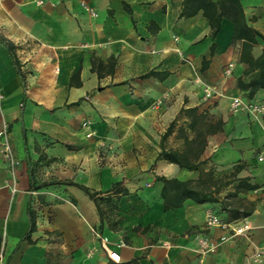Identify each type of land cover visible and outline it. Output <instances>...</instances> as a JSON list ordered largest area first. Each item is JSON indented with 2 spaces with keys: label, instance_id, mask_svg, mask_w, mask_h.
I'll list each match as a JSON object with an SVG mask.
<instances>
[{
  "label": "crops",
  "instance_id": "obj_1",
  "mask_svg": "<svg viewBox=\"0 0 264 264\" xmlns=\"http://www.w3.org/2000/svg\"><path fill=\"white\" fill-rule=\"evenodd\" d=\"M36 1L0 0L5 262L264 264V88L239 86L233 23L211 36L187 0ZM240 2L264 34V0Z\"/></svg>",
  "mask_w": 264,
  "mask_h": 264
},
{
  "label": "trees",
  "instance_id": "obj_2",
  "mask_svg": "<svg viewBox=\"0 0 264 264\" xmlns=\"http://www.w3.org/2000/svg\"><path fill=\"white\" fill-rule=\"evenodd\" d=\"M187 3L191 5L193 4V9L195 12L199 9H202L203 16L206 17L209 21L211 36H215L217 34L223 18H226L233 23V41L242 42L239 60L242 63L247 64L248 72L253 73V76L249 82L243 83L239 80L238 83L241 88L248 91L247 95L249 98L253 97L258 90L264 88V51L257 57H254L251 51L253 46L257 44L258 40H261L264 44V34L249 26L248 19L245 16L244 9L240 0H218L217 2H213L211 0H201L200 3L197 0H187ZM254 19L255 18H252L250 19V21H254ZM186 113L190 117H192L193 120L196 117L195 110L187 111ZM194 123L191 127H195ZM215 131H217V126H210V128L208 129L209 133H213ZM200 134L201 133L199 132V136ZM201 143L202 140L200 139L199 145H201ZM195 148L197 149H193V152L194 150L198 153L201 151L200 146H196ZM161 157L170 162L177 163L180 166L190 165L189 157H181L172 152H162ZM164 181L166 190V188H168V186L166 187V184H168L169 181ZM185 186L186 185L184 184V188L180 190L182 196H193L198 200V197L196 196H199V194H201L200 191L189 190ZM87 193L89 194V196L94 197L93 193H90L88 191Z\"/></svg>",
  "mask_w": 264,
  "mask_h": 264
},
{
  "label": "built area",
  "instance_id": "obj_3",
  "mask_svg": "<svg viewBox=\"0 0 264 264\" xmlns=\"http://www.w3.org/2000/svg\"><path fill=\"white\" fill-rule=\"evenodd\" d=\"M42 4V0H37L36 1V5L40 6ZM81 6L83 7V9L85 10V12L90 16V17H97V12L93 9V7H91L86 1L81 0L80 2ZM205 93L206 96L210 95V91L208 89H205ZM234 105H238L237 101L235 100V104ZM261 109H264V106L261 107ZM88 123L87 122H83V126H87ZM91 133H88L87 136H91ZM3 154L4 157L7 158L8 160L12 161V154H11V150L8 146V144H4L3 145ZM259 160H262V158H259ZM205 224L207 227H211V226H216L222 229H227L229 226L228 224L222 222V220H220V218L214 214V213H208L206 220H205ZM245 227L244 228H235L233 229L234 234H242L244 233ZM226 238H222V240L224 241ZM109 257L113 260H118L119 256L117 253L115 252H109ZM262 255V251L261 248H258L255 250L254 252V259L258 260ZM0 264H7L5 262V257H4V252L3 249H0Z\"/></svg>",
  "mask_w": 264,
  "mask_h": 264
}]
</instances>
